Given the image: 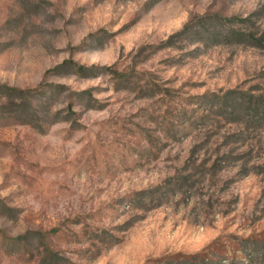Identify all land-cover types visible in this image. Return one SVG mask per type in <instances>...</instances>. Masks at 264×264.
<instances>
[{
  "label": "rangeland",
  "instance_id": "obj_1",
  "mask_svg": "<svg viewBox=\"0 0 264 264\" xmlns=\"http://www.w3.org/2000/svg\"><path fill=\"white\" fill-rule=\"evenodd\" d=\"M0 87V264H264V0H0Z\"/></svg>",
  "mask_w": 264,
  "mask_h": 264
},
{
  "label": "trees",
  "instance_id": "obj_2",
  "mask_svg": "<svg viewBox=\"0 0 264 264\" xmlns=\"http://www.w3.org/2000/svg\"><path fill=\"white\" fill-rule=\"evenodd\" d=\"M83 69H84V67L83 68L78 67L77 71H82ZM0 89H2V91H3L4 96H2V97H7V96L11 97V96L16 95V94H22L21 91H17V90L5 88V87H0ZM44 252H45L44 253V260L47 259L49 264H59V258L57 256V254L50 251V249H48V248H45Z\"/></svg>",
  "mask_w": 264,
  "mask_h": 264
}]
</instances>
